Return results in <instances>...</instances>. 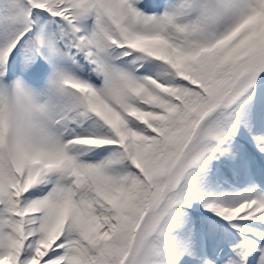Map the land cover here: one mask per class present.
<instances>
[{"label":"snow or ice","instance_id":"obj_1","mask_svg":"<svg viewBox=\"0 0 264 264\" xmlns=\"http://www.w3.org/2000/svg\"><path fill=\"white\" fill-rule=\"evenodd\" d=\"M0 264H264V0H0Z\"/></svg>","mask_w":264,"mask_h":264}]
</instances>
